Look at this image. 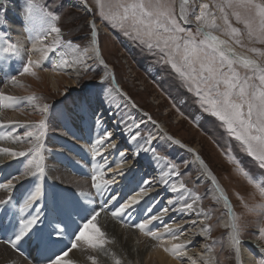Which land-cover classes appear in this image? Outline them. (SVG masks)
I'll list each match as a JSON object with an SVG mask.
<instances>
[{"label": "rangeland", "instance_id": "rangeland-1", "mask_svg": "<svg viewBox=\"0 0 264 264\" xmlns=\"http://www.w3.org/2000/svg\"><path fill=\"white\" fill-rule=\"evenodd\" d=\"M15 1L16 3L20 2L29 6V0ZM85 1L88 3L90 9L76 5L75 0H31L32 10L40 12L44 15V17H46V13L48 12H51L53 15L58 17L54 23L58 28H60V36L61 39L65 41V44L60 46H55L50 42L47 44H41V51L47 49L51 50L48 51V56L43 60L42 64L31 65V71L27 73L23 72V67L24 64L28 62V57L22 56L19 52L18 54H13L11 52L5 53L0 51V93L9 96L8 94L10 92L8 89L13 88L11 93L14 94L15 97H22L23 99L25 98V100H29V97H35L34 102L37 103V105L41 107L44 104L49 105L48 111L46 113H42L37 105L25 109L22 108V106L17 108L16 104L6 107L3 102H0V115L2 116V118H0V125H7L0 126V138L1 136L6 135H9V138L14 137L12 133L15 131L16 127L14 126V123H12L13 121L3 120V117L6 114L10 113L11 115L12 112H16L20 119H24L28 125H32L31 127L28 126L20 133L33 132L34 134H39L36 125H38L39 121L43 120L45 126L43 134L40 136L39 145H46L45 137L50 136L59 142L58 145L60 147H56L57 150H55V153L52 150V154L58 157L66 158L68 157V154L60 152L62 151V148L64 149L63 142L60 140L65 131V127L62 122L55 119V115L57 113L63 112L65 115L68 114L72 124L71 129L75 132L74 138L72 140H68L72 146H75L82 151L84 159L87 162L85 163L83 159V162L81 161L80 163L88 165L91 162H95V160L99 159V156H96L95 159H93V148L95 142L91 140L92 135L89 134L90 129L81 124L82 121L86 122L87 118L84 116L83 112L78 110V104L80 101L86 102L85 104L88 109L94 115L92 104L88 100V97H86L87 94H85L86 90L89 89L93 81H101L103 86L107 89L112 88L116 92V87L113 82L115 81V83L119 86V89L124 91L132 99L134 104L139 107V109L146 112V114L148 113L147 115L151 117L152 121L154 120L153 122L156 121L164 128L163 132L165 134L163 137H161V135L154 142L153 146H151L152 150L150 152L153 154V157L151 156L152 161H148L150 162V165L143 166L144 159L139 158V152L134 149L132 140V136L134 135L131 134L129 137H124L125 135L122 136V133L126 130V128L129 126L131 128L134 127L133 116L127 115V111L124 106L119 107L116 112L117 114H114L113 119H106L105 124H107V130L112 133L114 139H117L119 145L122 147V150H126L124 152L128 157V161L131 164H135L136 160L139 159L141 161L142 170L146 171L145 167L151 166V169H154L155 166L153 165H156V163L158 164V159L153 160V158H155L154 156H157L156 158L159 157L163 163L164 161L169 162L171 167L176 168L178 171L180 170L179 176L182 183L186 187L189 186V189H191L197 196L199 203L201 204L202 211H204V214L208 218L210 237L207 243L212 246L214 256L216 255L214 259L215 264H237L235 253L231 248L226 246L227 229L220 226V219H222V216L228 214L224 208V204L219 203V199L216 201L214 198L209 180H206V182L203 183L196 181L195 177L199 170L193 166L191 155L187 153V159H180V155H176L175 150H172L171 145L168 144L167 136L172 137L173 140L179 139L184 146L188 148V150L195 153H193L195 157H201L203 164H206L210 169L212 177L216 178V180L225 189L231 209L238 218L237 222L240 225L239 238L244 241L248 239L257 240L261 245L259 250V252L261 251V256L258 260L264 259V237L261 236L259 231L261 227H264V214H261V210L256 207L257 205L264 204V197H261L257 189H255L252 184L248 183V179L242 172L239 171L237 163L230 162L229 154L235 158V161L239 162L240 167L247 171L262 186H264V170L258 167L257 162H255L252 157L242 151L239 142L225 132L217 118L205 113L202 110L200 105L197 103V97L193 92L188 90L184 81L171 68V66L167 64L164 59H162L163 54L159 52L158 49H149L145 44L135 38V35L131 33L130 29H127L130 34L125 35L126 29L121 28L118 23L109 22L103 19L100 15V9L96 4V0ZM221 3H223V0H192L189 5V21L197 24L195 17L200 14V6L202 4H207V11L210 13L208 17L209 21L211 22L214 15L216 18L215 22L220 26L219 30H213L214 33L216 32L220 35V37L232 44L235 48L248 53L258 62L264 64V55L254 53L249 50L251 48H258L262 53H264V43H260L254 38L250 39L244 25L239 23L235 17L231 15L232 10L226 9L229 14V22L231 25L240 29L239 34H230V30L224 24L223 19L221 18V13L216 7L217 4ZM7 4H9L10 7L13 6L8 0H0V42H2L5 46L7 44L15 45L12 43L13 41L10 40L11 37L9 32H7L8 29L4 20ZM175 10L177 18L179 19L177 0H175ZM29 20L30 19L28 17L19 19L20 22H28ZM93 21L96 24L95 27L98 31L96 47L103 58L104 64L100 63V66L97 67L95 63H97L98 60L93 58L92 65L94 68H88L87 70L81 71V75H78V77L75 78L69 77L63 72H59V76L52 77L54 78L53 80L57 82L56 86H53L50 81L51 76L48 74L49 71L53 74L48 65L52 52H60L66 44L68 45L67 42H71V45H74L73 47H79L80 49L90 47V25ZM180 23L194 35L196 34L197 27L184 25L182 21H180ZM196 38L200 39L202 37L196 36ZM236 40H239L240 43H236ZM1 53L5 54L1 55ZM41 54L37 59H31L39 61ZM104 66L109 68L108 74L106 75H104L102 71ZM5 69L8 70L6 71ZM240 71L243 72L245 70L240 68ZM12 77H15V81L12 80ZM67 81H70L71 84L72 81H74V85H70ZM68 109L73 110L74 113L67 112ZM95 114L98 115L97 113ZM75 119L80 121L79 129H77L76 121H74ZM100 119H104V116H101ZM21 127L22 126L17 127L18 131ZM86 129H88V131ZM139 130L141 136L135 141L140 139L147 140L150 133L145 126H141V128L139 127ZM87 136L91 137L90 140L87 139ZM30 139L32 140L31 143L21 142L17 148L18 152L23 151L26 153L24 157H12L5 161V163H7L6 169H8L10 176L8 178L14 180V183H23L25 180V184L22 185L24 188L17 192L12 191L11 193L6 189L3 190L7 191L11 197V202L9 204L12 213H10V217L13 219L16 218L14 220L17 222L21 216L27 218L30 215L38 214L40 216L41 224L42 218H44L42 213V199L44 195L43 187L46 183V178L39 176L38 173L37 175L25 177L19 181L13 179L14 177L21 176L25 172V166L28 164V161L33 159L32 155L28 154V150L33 146H36L37 141L35 136ZM82 142L83 144H86L83 145ZM42 150L43 148H41L40 155L43 159ZM42 159L41 164L43 161ZM196 160L201 162L199 158H196ZM66 164L71 166L69 162H66ZM100 164L103 163L101 162ZM137 166L139 167V165H136V167ZM69 168L73 169L72 167ZM30 170L36 172L35 167H32ZM93 170L94 169L88 170V172L90 171V173H93ZM64 192L65 193H63V195L65 194L64 196L66 201H68L75 210L79 209L78 211L76 210L77 213L75 214H66L65 206L58 202L60 210L62 211L63 219L68 220L69 222L71 221L70 223L76 234L84 228L86 224H88L89 220L86 219V214H81L82 208L79 207V200H77V198L68 191ZM53 193L58 195V190L53 189ZM32 194L36 195V199L32 201V207L28 208L24 213H20V204H22L24 200ZM93 208L95 209L96 207L93 206L91 209L94 210ZM129 214L130 213H127V216ZM103 218H106V216L103 215ZM128 218L132 219L130 221L131 230H135L138 233L140 232L139 234H143L142 236L150 237L149 235H146L144 231L141 232V230L136 227V224L142 223L144 220L139 218L134 219V216L131 217L130 215ZM6 219L8 220L6 221ZM1 220L4 226L6 225L7 230L4 229L0 234H2L4 238L7 236L6 240L8 243L10 239H14L13 232L18 231V227L17 225H15V228L9 227L10 219L5 218V215L1 217ZM40 224L37 228L39 232L43 234L42 231L44 223L42 224L43 226ZM155 227V221H152V223L149 224L148 229L149 231L157 232ZM153 228H155L156 231ZM90 231L93 232L94 230L89 226V228L86 229V232L90 233ZM32 233L33 241L26 240V242L24 241L23 245L20 246V242L25 240L28 236L27 235L16 244L15 247L19 245L16 248L19 255L20 252H23L34 256V253H37L38 251V253L34 256L36 257L41 252L43 241H41V238L38 237L37 232ZM38 239H40L41 243L39 244L40 248L34 243ZM112 242L113 240L110 239L102 247H97L104 248L109 254L110 259L115 256L114 250H112L109 246ZM9 244L10 243H8L6 248L11 249L13 246ZM28 246L29 249H27ZM156 247L159 246L155 243L152 246L153 250ZM88 248L90 249V252L96 251V248ZM50 258L55 259V257L52 256ZM137 260L138 259L132 258L129 264H142L141 260ZM91 264H93V262H91ZM95 264L100 263L97 262Z\"/></svg>", "mask_w": 264, "mask_h": 264}, {"label": "bare ground", "instance_id": "bare-ground-1", "mask_svg": "<svg viewBox=\"0 0 264 264\" xmlns=\"http://www.w3.org/2000/svg\"><path fill=\"white\" fill-rule=\"evenodd\" d=\"M8 1L13 6L10 7L9 4H7L4 20L11 37L10 40L13 41L19 50V54L28 58L31 57L37 59L42 53L40 50V45L43 43L47 44L49 42L53 44V38L56 34H49V24L42 23V17H44L43 14L36 10H32L31 17H29V6L27 4L20 2L16 3L15 0ZM75 3L76 5L90 8L85 0H75ZM179 4L180 0H177L178 11ZM24 17H28L30 20L28 22H20L19 19ZM214 34L220 37V35H218L216 32ZM220 38L223 39L222 37ZM92 39L93 37L91 35V41ZM34 44L36 45L35 49H33ZM66 45L60 52L53 51L50 57L48 65L53 74L50 71L48 74L51 76L50 81L53 86H56L57 82H55V80H53L54 78L52 77L59 76V72H63L67 76L73 78L81 75V71L85 69L83 64H79L77 61L83 60L84 63L89 66L88 68H94L92 65V59L95 58L94 49H98L96 44L93 45L91 43V49L90 47L80 49L79 47H73L74 45ZM228 46L232 47L238 54L255 59L248 53L235 48L229 42ZM85 49H88V51L85 52ZM95 65L97 67L100 66V62L97 61ZM5 70L7 71L8 69ZM102 71L104 75L108 74V70L105 69V67ZM67 83L74 85V81H72V84L70 81H67ZM12 89H8L10 92L8 94L9 96H14V94L11 93ZM85 94H87L86 97H88V100L92 104L94 110L93 113L95 116L88 109L87 105L85 104L86 102L84 101L79 102L78 110L83 112L84 116L87 118V121H82L81 124L84 127L87 126L90 129L89 134L92 135L91 140L95 142L100 138V136L104 135L105 132H109L107 130L108 126L105 124V120L113 119V116L114 114H117L116 112L118 111L119 107L124 106L127 111V115L133 116L134 127L131 128L129 126L126 128V130L122 133V136L125 135L124 137H129L131 134L135 135L136 131H140L139 128H136V125H139L140 128L141 126H145V128L150 133V136L153 138L151 144H149L146 139L133 141L134 149L140 154L139 158L144 159L143 166H149L150 162L148 161H152L153 157V154L150 152L152 150L151 146H153L154 142L161 135V137L165 135L163 132L164 128L156 121L153 123L154 120L152 121L149 119L150 116L147 115L148 113L146 114V112H143V110L139 109V107L134 104L130 97V99L127 100L123 93H119L117 91L115 92L112 88L107 89L105 86H103L101 81H93L89 89L86 90ZM14 104H16L17 108L22 106V108L25 109L37 105V103L34 101L25 100V98L16 101ZM67 112L74 113V111L70 109H68ZM101 116H104V119H100ZM0 118H2L1 115ZM55 119L62 122L65 127V131L60 140L63 142L64 149L62 148V151H58L67 153L68 157L65 158L53 155V151L55 153V150H57L56 147H59V142L50 136L45 137L46 145H42V167L44 171L43 174H39V176L46 178V183L43 187L44 195L42 199V213L44 218H42V223L40 224L42 225L44 223V226L42 225L44 238L41 239L44 244L42 243L41 252L36 257H34L35 255L33 256L31 254L29 257L23 252H20L19 255L12 251V249L6 248L7 246H5V243L0 241V264H50V257H55L57 254H60L61 250L68 252V256L66 258L74 261V264H91L93 260L90 259V257H95V263L99 262L100 264H115V259H120L122 264H129L132 258L141 260L142 264H215L214 259L216 255L214 256L212 246L208 245L207 243L210 237L208 218L204 214V211H202L201 204L199 203L197 196L191 189H189V186L186 187L182 183L179 176L180 170L178 171L176 168L171 167L169 162L164 161V165L163 161L160 160L159 157L156 158L157 156H154L155 158H153V160H159L158 164L156 163V165H153L155 166L154 169H151L150 166L145 167L146 171L142 170L141 161L139 159L136 160L135 164H131L128 161V157L126 155L123 158L120 157V153L126 150H122V147L119 145L117 139H114L113 136H111V138L106 141L102 147L95 149L93 148V150L102 153V155H99L98 160H95V162H91L88 165L81 164L80 162L84 159L82 151H80V149L77 147L72 146L68 140H72L75 135L74 130L71 129L72 124L68 114L65 115L63 112H59L55 115ZM97 119L100 120L99 124L96 123ZM3 120L15 122L14 126L16 129L12 133L14 137L9 138V135H6L1 136L0 138V149L11 150L10 152L0 151V183L8 182V177H10L9 171L6 169L7 163H5V161L13 157L11 152H18L17 148L21 142L31 143L32 141L30 139L31 137L23 138L24 133H20L28 127V124L25 122L26 120L24 121V119H20L16 112H12L11 115L10 113L4 115ZM74 121H76L77 129H79L80 121L76 119ZM19 126H22L23 128L21 127L18 131L17 127ZM86 130L88 131V129ZM17 136L22 137L23 139L17 140ZM90 138V136H87V139L90 140ZM174 141L180 140L168 139V144L171 145L172 150H175L176 153L174 151L173 152L176 155H180V159H187V153L191 155L193 166L199 170L195 177L196 181L203 183L206 182V180H209L211 185L210 188L213 190V196L216 201L219 199V203L224 204V198L226 197L229 202L225 189L222 186L220 188H215L213 185L211 180H216V178L212 177L208 166L198 162L196 160L197 157L194 156L195 153L193 152V154L190 150H188V148L185 147L181 141L179 144L174 143ZM112 143L116 144V148H112L110 146ZM66 162H69L71 166L66 164ZM99 162H102L103 164H100ZM85 163L87 162L85 161ZM136 165H139V167H136ZM69 167H72L73 169H70ZM92 169H94L93 173H90V171L88 172V170ZM96 170H101L103 172L104 179L108 181H114L109 186V188L97 190L93 187L92 174H96ZM145 180L151 181V183L145 188V191L148 192V195L140 200L139 204L132 208V211L129 215L131 217L134 216V219L139 218L144 221L150 220L151 216L153 215H161L162 219L155 221V228L157 233L160 234L159 238L155 239L151 236H142L143 234H139L140 232L138 233L135 230H131L130 221L132 219L128 218L129 215H112V212L115 210V208H118L121 203L127 202L132 197H137V194L140 192L141 187H143V182ZM24 181L23 183L13 182L15 185L14 188L8 191L11 193L12 191L17 192L22 190L24 188L22 185L25 184ZM214 183L216 185V182ZM181 184L184 185L183 188L180 187ZM173 187L176 188L175 192L172 191ZM53 189L58 190V195L56 194L57 192L53 193ZM64 191H68L69 193L73 194L77 200H79V207L82 208V212H79H81V214H86V219L89 221L91 220L92 223L96 224V226L100 228V230L104 233L105 241L107 242L110 239L113 240V242L109 244L110 248L115 252V256L113 258H109V254L104 248H96V251L90 252V249L88 248L89 246L83 241L79 242L75 249H71V243L73 240H75V232L70 223L71 221L69 222L68 220L63 219L59 203H62V205L65 206L66 214H75L77 213L76 210L78 211L79 209L75 210L72 205L66 201L64 196L65 194L63 195V193H65ZM221 191L224 193V196L222 195ZM9 196L10 195L7 191L0 189V199H6ZM112 197H116L117 199L113 200ZM169 201H173V203L169 204ZM187 204H194V207L188 211L178 210ZM93 206L96 207L95 209L93 208L95 211L91 209ZM149 208L152 209L150 213L148 212ZM166 208L168 209L167 213H162V210ZM225 210L228 213L226 208ZM10 213H12L10 204L0 205V222L2 221L1 217L5 215V218L10 219L9 227L15 228V225L18 227L19 221L17 220L16 222L14 220L16 218L13 219L10 217ZM94 214L96 215L95 220L92 219ZM103 215H105L106 218H103ZM7 220L8 219H6V221ZM57 223H60V226L64 228L63 235L59 237L55 232L52 231L53 226ZM228 223V214L222 216V219H220V226L227 229L226 246L231 248L235 253L236 263L256 264V261H258V258L261 256V251L259 252L261 245L259 242L254 239H248L244 241L243 239L239 238L241 241L238 246L240 249V255L237 256L235 249L230 246L229 232L231 229L225 226ZM165 224L179 227L174 233L166 234L164 232ZM205 226H207V231H205ZM155 228L153 229L155 230ZM4 229H6V225L4 226V224L1 222L0 233L3 232ZM49 232H52L51 238H48L47 236ZM93 232L90 231L88 234L94 235ZM32 235L33 233L28 235L27 238L22 240L19 245L22 246L26 240L33 241ZM173 235L179 237V239L174 240ZM5 238H7V236ZM184 242H187V246L181 249L180 255L177 256L171 250L172 245L175 243ZM34 243L39 247V244H41L40 239L36 240ZM155 243L158 244L159 247H156L153 250L152 246ZM27 249H29V246ZM69 249H71V251H69Z\"/></svg>", "mask_w": 264, "mask_h": 264}, {"label": "snow or ice", "instance_id": "snow-or-ice-1", "mask_svg": "<svg viewBox=\"0 0 264 264\" xmlns=\"http://www.w3.org/2000/svg\"><path fill=\"white\" fill-rule=\"evenodd\" d=\"M190 2L192 0H180L179 4V19L175 10V0H96V4L100 9V15L103 19L118 23L121 28L126 29L125 35H129V31L135 35L141 43L145 44L149 49L156 48L163 54L162 59L171 66V68L178 74V76L184 81L185 86L189 91L193 92L197 97V103L200 105L205 113L217 118L225 132L239 142L242 151L248 156L252 157L257 162L258 167L264 170V64L258 62L255 59L238 54L234 49L228 46L226 40L221 39L214 34L213 30H219L220 26L215 22L216 18L213 15L211 22L208 17L210 13L207 11L208 5L202 4L200 6V14L195 17L197 22L196 34L194 35L190 30L183 27L180 21L184 24L190 23L188 16L190 14ZM216 7L221 13V18L224 24L230 30V34H239L240 29L233 27L229 22V14L226 9H231V15L235 19L242 23L247 30L248 37L255 39L260 43H264V0H223V3L217 4ZM32 4L29 0L28 15L31 17ZM50 18V19H49ZM58 19L57 16L51 12L46 13V17H42V23L49 24L50 32L55 33L53 38V44L60 46L65 44V41L61 39L60 28H58L54 21ZM91 35L93 37L91 43L95 45L97 40V29L94 21L90 25ZM196 36L202 38L197 39ZM68 46H71V42H67ZM236 43H240L236 40ZM36 45H33V49ZM42 50V54L39 61H34L29 57L28 62L24 64L23 72L27 73L31 71V65L42 64L43 60L47 58L48 51ZM251 52L264 55L258 48L249 49ZM0 51L13 54H18V49L13 44H7L6 46L0 42ZM85 52L88 49L84 50ZM95 58L99 60L101 64L104 63L100 59V53L95 50ZM79 64H83L85 70L88 69V65L83 60L77 61ZM240 68L245 71L241 72ZM103 79V78H102ZM15 81V77H12ZM23 99L22 97L7 96L0 93V102H3L4 106H11L16 101ZM29 100H35V97H29ZM42 113H46L49 109L48 104H44L42 107L37 105ZM151 119V117H149ZM15 123V122H12ZM96 123L99 124L100 120L97 119ZM155 123V122H153ZM7 126V125H0ZM31 127L32 125H28ZM44 121H39L36 125L39 134L33 132H25L23 138H29L35 136L37 145L28 150V154L32 155L33 159L28 161L25 166V172L13 179L19 181L25 177H31L34 175L43 174V167L41 164V148L39 145L40 136L43 134ZM139 128V125H136ZM112 136V133L105 132L95 141L94 149L102 147L103 144L108 141ZM141 136L139 131L132 136V140L135 141ZM17 136V140L23 139ZM152 137H147V142L151 144ZM169 140L172 137H168ZM179 144L180 141H174ZM112 148H116V144L110 145ZM0 151L10 152L9 149H0ZM13 157H24L25 152H11ZM102 155V153L95 151L93 153V159L96 156ZM125 156L124 152L120 153V157ZM199 158V157H197ZM230 162H236L238 169L248 179V183L257 189L261 197H264V186H262L256 179H254L247 171L239 166V162L235 161V158L229 154ZM203 163V161H201ZM35 167L36 172L30 169ZM175 174V173H173ZM103 172L96 170V175L92 176L93 187L97 190L107 189L114 181H108L103 178ZM151 183L149 180L143 182L140 192L137 197L130 198L127 202L120 204L118 208L112 212L113 216H120L132 211V208L140 203L148 192L145 188ZM13 180H8L7 183H0V189L12 190L14 188ZM184 187L183 184L180 185ZM172 191H176L173 187ZM36 199V195H29L22 204H20L19 212L24 213L28 208L32 207V201ZM116 200V197H112ZM11 202V197L6 199H0V205H7ZM173 201H169V204ZM225 208L228 210L229 223L225 225L229 227V242L230 246L236 251L237 256L240 255L239 239L240 225L237 222L238 218L235 216L231 209L227 198H224ZM194 207V204H187L179 211H188ZM261 210V214H264V204L257 205ZM151 208L148 209L150 213ZM168 209H163L162 213H167ZM94 214L92 219L95 220ZM161 215H153L150 220H146L142 223L136 224V227L141 231H144L146 235L159 238V233L149 231L148 225L152 221L161 220ZM40 216L30 215L28 218L21 216L18 222V231L14 232V239H10V243L13 247L17 242L21 241L27 235L32 232H37L39 238L43 239V234L39 232L37 226L40 224ZM62 223V222H60ZM57 223L53 226L52 231L56 235L62 236L64 228ZM89 226L94 230V235H90L86 232ZM179 226L164 225V232L166 234L174 233L178 230ZM205 226V231H207ZM260 234L264 237V227L259 229ZM52 232L47 234L48 238H51ZM173 239L177 240L179 237L173 235ZM83 241L90 248L102 247L106 241L104 239V233L92 223L90 220L88 224L84 226L78 233L75 234V240L71 243V249H75L79 242ZM187 246V242L175 243L172 245V252L177 256L180 255V250ZM69 249V251H71ZM167 250V249H166ZM211 250V249H209ZM186 254V253H185ZM68 252L61 250L60 254L55 256V259L50 258V264H74V261L67 259ZM95 264V257H90ZM115 264H121L119 259L115 260ZM256 264H264V259L256 261Z\"/></svg>", "mask_w": 264, "mask_h": 264}, {"label": "water", "instance_id": "water-1", "mask_svg": "<svg viewBox=\"0 0 264 264\" xmlns=\"http://www.w3.org/2000/svg\"><path fill=\"white\" fill-rule=\"evenodd\" d=\"M84 1V0H83ZM86 8V7H85ZM88 9V8H87ZM90 9V8H89ZM178 16H179V11H178ZM183 22V21H182ZM184 24V23H183ZM184 25H189V26H195V27H197V24L196 23H188V24H184ZM97 36L98 35H96V37H95V39L97 40ZM97 44V43H96ZM99 51V50H98ZM100 53V52H99ZM100 59H102V57H101V55H100ZM98 60V59H97ZM103 60V59H102ZM98 62H99V60H98ZM104 64V63H103ZM105 67V69H107L108 71H109V68L108 67H106V66H104ZM114 82V84H115V89H116V91L117 92H121V93H123L124 94V97L127 99V100H129L130 98H129V96L124 92V91H122V90H120L119 89V86L115 83V81H113ZM199 157V160H201L202 161V159H201V157L200 156H198ZM203 164V163H202ZM212 181V183H213V185L215 186V188H217V187H221V184L217 181V180H211ZM214 182H216V185H215V183ZM218 185V186H217ZM222 192V191H221ZM224 193L222 192V195H223ZM224 196V195H223Z\"/></svg>", "mask_w": 264, "mask_h": 264}]
</instances>
